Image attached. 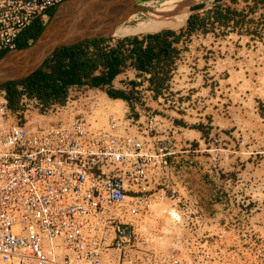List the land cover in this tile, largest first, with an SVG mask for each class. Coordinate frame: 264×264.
Here are the masks:
<instances>
[{
  "label": "built area",
  "instance_id": "obj_1",
  "mask_svg": "<svg viewBox=\"0 0 264 264\" xmlns=\"http://www.w3.org/2000/svg\"><path fill=\"white\" fill-rule=\"evenodd\" d=\"M65 1L0 0V53ZM142 74L129 100L108 94L114 84L74 83L62 101L43 102L17 84L10 104L0 86V264H102L104 256L122 264H264V243L249 229L178 200L170 156L179 129L148 102L181 104L166 87L157 95L150 73ZM162 199L174 201L162 210L169 223L187 233L165 251L138 228ZM240 232L247 241L233 239Z\"/></svg>",
  "mask_w": 264,
  "mask_h": 264
},
{
  "label": "crops",
  "instance_id": "obj_2",
  "mask_svg": "<svg viewBox=\"0 0 264 264\" xmlns=\"http://www.w3.org/2000/svg\"><path fill=\"white\" fill-rule=\"evenodd\" d=\"M185 1L189 3L190 11L186 24L175 30L174 35L161 36L165 45L161 42L153 44L157 55L152 64L156 68L148 70L150 76L155 73L163 78L160 90L168 88L172 98L178 99L181 105L175 106L158 99L148 104L155 111L171 116L179 129L174 136V154L170 156L181 182V186H178V200H195L206 215L219 217L221 212L216 209H221L224 201L222 187L228 182L226 170L221 167L213 168L210 158L200 147L205 129L209 127L210 133L216 130L224 135L225 129L234 127L236 123L228 117V110L224 114L222 104L209 106L205 94L213 88H232V84L226 82L227 79L223 76L239 73L248 58L257 62L260 59L264 61L263 52L258 51L259 47L264 49V0ZM224 31L227 33L223 34ZM146 35L138 37L144 38ZM159 35H162V31ZM147 43L148 40H144L142 47L145 48ZM127 44V41L123 44L124 52H128L125 48ZM100 46L108 51L116 45L105 41ZM165 49L169 53L165 54ZM105 71L104 67L99 66L94 72V75L103 79V83L99 85L114 84L115 87L109 90H119L122 96L118 97L125 100H129L131 96L128 89L136 88L141 79L146 80L141 75L144 70L133 66L122 69L111 80L106 78ZM186 139L192 146L189 147L188 144L187 149L184 147ZM209 187L214 188L211 195L208 193ZM173 204L174 201L162 199L151 209L169 208ZM152 213L139 219L138 228L141 232H150L156 238L152 244L155 249L165 251L173 240L187 234L180 224L174 225L175 231L171 234H162V229L170 218L163 211L160 217H154Z\"/></svg>",
  "mask_w": 264,
  "mask_h": 264
},
{
  "label": "rangeland",
  "instance_id": "obj_3",
  "mask_svg": "<svg viewBox=\"0 0 264 264\" xmlns=\"http://www.w3.org/2000/svg\"><path fill=\"white\" fill-rule=\"evenodd\" d=\"M162 1L164 0H133V3L143 10ZM129 5L122 10L127 9ZM56 9L52 8L50 12L54 13ZM52 16L44 25V29L51 24ZM101 38L114 45L122 40L112 36ZM35 40H30V44ZM258 51L264 54L263 48L259 47ZM255 61L248 58L239 73L223 76L227 79L226 82L232 84V88L216 90L213 88L206 92L207 104L209 106L222 104L224 114L228 112V117L236 124L232 128H226L224 135L216 130L210 133L208 127L204 130L200 148L210 158L211 164L226 170L228 182L222 187V198L226 201L221 204V209L216 210L229 217L233 226L239 227L241 231L243 228L249 229L251 234L264 243V61L262 59ZM116 95L121 97L122 93L117 92ZM209 188L208 193L213 194L214 188ZM162 210V207L153 208V216L160 217ZM242 214L247 217H242ZM169 222L167 220L162 229L167 232L164 233L166 236L175 231ZM241 233L238 237L233 235L236 242L247 241L246 236ZM102 264H122V261L113 259L110 262L104 256Z\"/></svg>",
  "mask_w": 264,
  "mask_h": 264
},
{
  "label": "trees",
  "instance_id": "obj_4",
  "mask_svg": "<svg viewBox=\"0 0 264 264\" xmlns=\"http://www.w3.org/2000/svg\"><path fill=\"white\" fill-rule=\"evenodd\" d=\"M43 29L44 25L38 20L34 21L22 32L16 48L21 49L30 45V40H35ZM166 34L174 35L175 32L173 30H164L162 35L154 33L147 34L144 38H139L138 36L126 37L108 51L103 50L100 46L101 43L106 41L102 38H92L68 46H61L30 76L19 81L7 82L1 87L7 90L10 104H13L17 99L16 85L18 83L23 84L29 94L36 95L43 102L50 100L62 101L66 96L67 87L71 84L82 82L92 85L102 84L103 79L101 76L94 75L99 66L106 69L105 75L108 80H111L117 73L128 66L147 71H150L152 67L156 68L152 64L153 58L157 55L153 50V44L159 42L164 44L161 36ZM146 39L148 43L143 48L142 45ZM125 41L132 45L130 49H127L128 52L123 51ZM5 53H0V57ZM167 53L169 51L165 49V54ZM129 59H131L130 62H128ZM150 82L156 93H160L163 78L153 73L150 76ZM117 92L121 93L119 90L111 89L108 94L112 97H118L116 95Z\"/></svg>",
  "mask_w": 264,
  "mask_h": 264
},
{
  "label": "water",
  "instance_id": "obj_5",
  "mask_svg": "<svg viewBox=\"0 0 264 264\" xmlns=\"http://www.w3.org/2000/svg\"><path fill=\"white\" fill-rule=\"evenodd\" d=\"M131 3L133 0H66L55 10L48 31L45 28L33 44L0 58V86L30 76L58 47L106 36L97 29Z\"/></svg>",
  "mask_w": 264,
  "mask_h": 264
},
{
  "label": "bare ground",
  "instance_id": "obj_6",
  "mask_svg": "<svg viewBox=\"0 0 264 264\" xmlns=\"http://www.w3.org/2000/svg\"><path fill=\"white\" fill-rule=\"evenodd\" d=\"M188 8L189 3L185 0H164L143 10L131 3L127 9L110 15L102 27L97 29V33L123 39L164 30H179L190 15ZM51 26L50 24L46 31Z\"/></svg>",
  "mask_w": 264,
  "mask_h": 264
}]
</instances>
